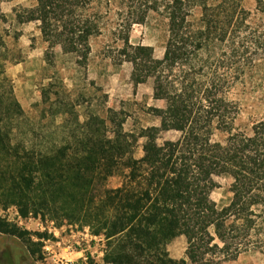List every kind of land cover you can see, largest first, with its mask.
I'll use <instances>...</instances> for the list:
<instances>
[{
  "label": "trees",
  "instance_id": "trees-1",
  "mask_svg": "<svg viewBox=\"0 0 264 264\" xmlns=\"http://www.w3.org/2000/svg\"><path fill=\"white\" fill-rule=\"evenodd\" d=\"M10 1V0H1ZM28 21L39 22L48 49L60 46L78 65L90 55V39L99 33L93 18L81 15L89 0H43ZM264 14V0H254ZM191 0L165 6L168 39L161 60L154 62L153 97L165 102L152 109L166 131L179 133L158 146L159 128L141 129L146 152L133 155L122 122L111 136L105 122L92 117L80 136L44 152L11 145L7 123L24 115L13 90L0 93V204L16 206L22 218L49 215L82 222L107 242L108 264H222L248 250H264V120L251 135L233 127L238 108L229 100V84L218 75L225 62L234 71L264 58V26L249 23L243 0L204 1L200 27L190 30ZM124 46L128 47V36ZM208 54V55H206ZM206 55V56H205ZM203 56H205L203 58ZM200 61L195 68L193 61ZM0 88L10 84L0 72ZM7 101V102H6ZM113 111L109 123L114 124ZM215 133L226 134L215 141ZM116 171L122 184L94 194L98 180ZM228 176L231 199L215 213L207 209L214 177ZM178 228L188 234L185 257L172 259L166 250ZM0 232L21 240L29 234L0 220ZM263 235V236H262ZM42 239L43 235H39ZM30 247L40 246L26 239Z\"/></svg>",
  "mask_w": 264,
  "mask_h": 264
},
{
  "label": "rangeland",
  "instance_id": "rangeland-1",
  "mask_svg": "<svg viewBox=\"0 0 264 264\" xmlns=\"http://www.w3.org/2000/svg\"><path fill=\"white\" fill-rule=\"evenodd\" d=\"M169 1L89 0L81 15L98 22L99 33L89 41L91 51L83 66L76 63L75 55L63 54L60 46L48 49L39 31L40 23L28 21L32 10L39 9L44 15L43 0H0V72L10 80V84L0 88V93L6 92L7 100V92L12 89L24 111L22 117L7 123L11 145L21 151L39 153L59 148L67 139L73 144V139L81 134V125L92 117L105 122L102 129L107 136L122 122L127 141L134 147L135 159H140L147 149L145 139L138 138L141 129L159 128L158 146L176 140L179 133L166 131L162 121L152 113V109L165 108L163 100L153 97L152 89L153 64L162 59L168 39L165 6ZM204 1L211 4L217 0H191L194 4L188 18L191 31L201 26L200 6ZM243 6L250 12V25L264 26V14L255 11L254 0H243ZM126 36L128 47L123 45ZM192 64L197 68L200 61ZM218 75L229 83L225 93L238 108L234 129L251 135L264 120V58L238 71L225 62ZM109 111L115 113L114 124L108 121ZM225 138L226 134L215 133V141ZM213 179L217 188L211 192L207 204L210 213L225 207L232 196L230 177ZM121 184L122 178L116 171L106 181L98 180L94 194L100 196L104 190ZM15 209L18 211L16 206L0 204V220L29 235L21 240L0 232V264H65L64 260H77L81 256L71 253V245L79 242L86 246L91 242V231L84 233L86 226L79 221L30 216L18 227L13 221ZM259 210L264 214V204ZM261 229L264 235V223ZM178 231V236L166 247L168 255L176 260L185 257L188 244V234L180 228ZM39 235L44 237L41 239ZM27 238L41 244L30 247L34 255L29 253ZM95 245V250L103 251L105 256L107 242L102 235L92 242L91 246ZM222 264H264V250H248Z\"/></svg>",
  "mask_w": 264,
  "mask_h": 264
},
{
  "label": "built area",
  "instance_id": "built-area-1",
  "mask_svg": "<svg viewBox=\"0 0 264 264\" xmlns=\"http://www.w3.org/2000/svg\"><path fill=\"white\" fill-rule=\"evenodd\" d=\"M25 220H26V218H22L20 216L19 212L15 209L14 220H13L14 223L18 227H22L24 225ZM52 225H53V223H52ZM88 230H89V228L86 227V229H84L83 231H84V233L89 234ZM48 231L50 232V230H48ZM92 235H90V239H91L90 241L91 242H88L86 246H82V244H80L79 242H75L73 245H71L69 247V249H72L71 253L80 254L81 256L77 260H64V261H66L65 264H108L105 261L104 252L103 251H101V252L96 251L95 247H97V245H95L94 247L91 246L92 242L93 241L97 242V238H98V236H95V235L92 236ZM42 242H44V244H48L50 241H42ZM45 249L49 250L48 247H45Z\"/></svg>",
  "mask_w": 264,
  "mask_h": 264
},
{
  "label": "crops",
  "instance_id": "crops-1",
  "mask_svg": "<svg viewBox=\"0 0 264 264\" xmlns=\"http://www.w3.org/2000/svg\"><path fill=\"white\" fill-rule=\"evenodd\" d=\"M20 102V101H19Z\"/></svg>",
  "mask_w": 264,
  "mask_h": 264
}]
</instances>
